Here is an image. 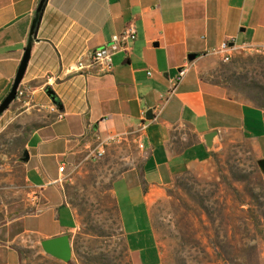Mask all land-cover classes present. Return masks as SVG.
Returning a JSON list of instances; mask_svg holds the SVG:
<instances>
[{
    "label": "crops",
    "instance_id": "obj_1",
    "mask_svg": "<svg viewBox=\"0 0 264 264\" xmlns=\"http://www.w3.org/2000/svg\"><path fill=\"white\" fill-rule=\"evenodd\" d=\"M41 1L0 0V105L31 47L20 85L27 95L0 123L11 116L29 123L22 164L32 191L0 222V264H83L74 244L80 218L67 187L78 167L97 162L90 155L98 147L102 159L126 162L110 193L127 251L135 264H160L151 208L164 188L210 161L225 133L264 139V111L230 99L209 76L223 61L213 53L223 43L233 49L230 60L264 49V0H47L32 36ZM131 27L136 39L113 57L111 74L75 70ZM190 55L200 57L191 62ZM188 62L177 95L158 115L161 96ZM135 160L140 166L128 169ZM128 218L135 227L130 240ZM62 236L70 239L69 261L42 247Z\"/></svg>",
    "mask_w": 264,
    "mask_h": 264
},
{
    "label": "rangeland",
    "instance_id": "obj_2",
    "mask_svg": "<svg viewBox=\"0 0 264 264\" xmlns=\"http://www.w3.org/2000/svg\"><path fill=\"white\" fill-rule=\"evenodd\" d=\"M209 73L230 99L264 111V54L218 61ZM30 132L20 116L0 123V222L32 194L22 164ZM263 159L264 139L230 131L210 161L164 188L151 208L160 264H264V173L258 165ZM139 166L128 161V169ZM126 167L121 158L102 159L78 167L69 179L68 193L80 218L74 244L83 264H135L110 193ZM137 218L138 228L146 231L143 211ZM129 219L128 240L135 228Z\"/></svg>",
    "mask_w": 264,
    "mask_h": 264
},
{
    "label": "built area",
    "instance_id": "obj_3",
    "mask_svg": "<svg viewBox=\"0 0 264 264\" xmlns=\"http://www.w3.org/2000/svg\"><path fill=\"white\" fill-rule=\"evenodd\" d=\"M136 39V31L133 27L127 29L119 36H116L112 39L111 43L106 47L96 51L91 55V62L89 66H85L82 61H79L75 65V70L78 72H83L89 69L93 71V74L96 76H104L111 74L113 71V57L122 51H126L129 42H132ZM233 49L230 47L229 43H223L219 49L215 50L213 53L219 57H222L223 62L227 63L230 61L229 54ZM257 53L264 54V49L256 51ZM191 65L186 63L180 70L173 81L169 90L161 96V106L157 109L158 115L162 112L164 106L168 104L178 93L179 88L189 73ZM151 75V74H149ZM27 95V91L21 87L17 91L16 100L22 101ZM102 148V147H101ZM98 147L90 155V158L96 161L101 160L104 157V150ZM142 148V146H141ZM60 173L65 171V167L59 169Z\"/></svg>",
    "mask_w": 264,
    "mask_h": 264
},
{
    "label": "water",
    "instance_id": "obj_4",
    "mask_svg": "<svg viewBox=\"0 0 264 264\" xmlns=\"http://www.w3.org/2000/svg\"><path fill=\"white\" fill-rule=\"evenodd\" d=\"M45 0H42L38 9V12L42 9L43 3ZM32 41V40H31ZM31 54V47L29 46L25 52L23 57L22 63L18 70L16 79L14 81L13 87L9 93V95L4 99L2 104L0 105V117L10 108V106L16 101L17 91L20 88V85L24 79L26 69L28 66V62L30 59ZM200 56L199 55H190L189 61L193 62L197 60ZM48 96L52 97V92H48ZM148 120H153V112L149 111L147 115ZM214 134L209 135L206 138L207 144L210 146L212 145V138ZM259 168L264 173V159L258 162ZM43 250L53 257H56L63 261H69L71 257V243L68 236H62L59 238H55L52 240H48L42 243Z\"/></svg>",
    "mask_w": 264,
    "mask_h": 264
},
{
    "label": "trees",
    "instance_id": "obj_5",
    "mask_svg": "<svg viewBox=\"0 0 264 264\" xmlns=\"http://www.w3.org/2000/svg\"><path fill=\"white\" fill-rule=\"evenodd\" d=\"M46 2H47V0L44 1L42 9L37 14V17H36V20L34 22L33 29H32V36H34L36 34L37 30H38V27H39V24H40V21H41V17H42V13H43V9H44V6H45ZM4 114L2 116H4ZM2 116L0 117V119L2 118Z\"/></svg>",
    "mask_w": 264,
    "mask_h": 264
}]
</instances>
